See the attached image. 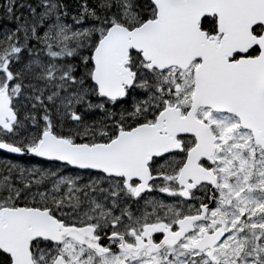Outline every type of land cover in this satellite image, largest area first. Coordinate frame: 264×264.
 <instances>
[{
  "label": "snow or ice",
  "instance_id": "obj_1",
  "mask_svg": "<svg viewBox=\"0 0 264 264\" xmlns=\"http://www.w3.org/2000/svg\"><path fill=\"white\" fill-rule=\"evenodd\" d=\"M0 157V264H264V0H0Z\"/></svg>",
  "mask_w": 264,
  "mask_h": 264
},
{
  "label": "flooded vegetation",
  "instance_id": "obj_2",
  "mask_svg": "<svg viewBox=\"0 0 264 264\" xmlns=\"http://www.w3.org/2000/svg\"><path fill=\"white\" fill-rule=\"evenodd\" d=\"M27 159V158H26ZM167 199V202L171 203L173 202V198H166ZM159 235V234H158Z\"/></svg>",
  "mask_w": 264,
  "mask_h": 264
},
{
  "label": "trees",
  "instance_id": "obj_3",
  "mask_svg": "<svg viewBox=\"0 0 264 264\" xmlns=\"http://www.w3.org/2000/svg\"><path fill=\"white\" fill-rule=\"evenodd\" d=\"M67 2H68L69 4H73V3L75 2V0H67Z\"/></svg>",
  "mask_w": 264,
  "mask_h": 264
},
{
  "label": "rangeland",
  "instance_id": "obj_4",
  "mask_svg": "<svg viewBox=\"0 0 264 264\" xmlns=\"http://www.w3.org/2000/svg\"><path fill=\"white\" fill-rule=\"evenodd\" d=\"M0 158H2V157H0ZM10 158V157H9Z\"/></svg>",
  "mask_w": 264,
  "mask_h": 264
}]
</instances>
